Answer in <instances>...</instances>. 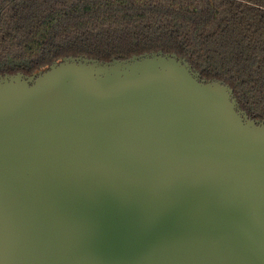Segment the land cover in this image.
<instances>
[{
    "label": "water",
    "instance_id": "1",
    "mask_svg": "<svg viewBox=\"0 0 264 264\" xmlns=\"http://www.w3.org/2000/svg\"><path fill=\"white\" fill-rule=\"evenodd\" d=\"M0 264H264V119L175 52L0 73Z\"/></svg>",
    "mask_w": 264,
    "mask_h": 264
},
{
    "label": "trees",
    "instance_id": "2",
    "mask_svg": "<svg viewBox=\"0 0 264 264\" xmlns=\"http://www.w3.org/2000/svg\"><path fill=\"white\" fill-rule=\"evenodd\" d=\"M157 50L228 83L264 119V0H0V73Z\"/></svg>",
    "mask_w": 264,
    "mask_h": 264
}]
</instances>
